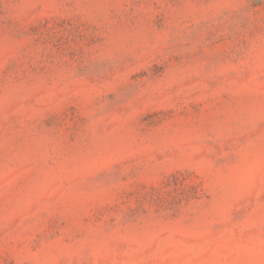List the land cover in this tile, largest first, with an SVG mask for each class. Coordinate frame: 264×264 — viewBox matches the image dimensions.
Returning a JSON list of instances; mask_svg holds the SVG:
<instances>
[{"label":"rangeland","instance_id":"1","mask_svg":"<svg viewBox=\"0 0 264 264\" xmlns=\"http://www.w3.org/2000/svg\"><path fill=\"white\" fill-rule=\"evenodd\" d=\"M0 264H264V0H0Z\"/></svg>","mask_w":264,"mask_h":264}]
</instances>
